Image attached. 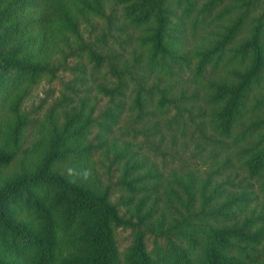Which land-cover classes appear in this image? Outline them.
<instances>
[{
	"label": "trees",
	"instance_id": "obj_1",
	"mask_svg": "<svg viewBox=\"0 0 264 264\" xmlns=\"http://www.w3.org/2000/svg\"><path fill=\"white\" fill-rule=\"evenodd\" d=\"M122 1L136 28L154 26L148 40L152 65L162 68L176 45L170 41L171 7L185 6L184 13L190 15L196 0ZM225 1L211 0L206 10ZM259 3L244 4V12L227 26L222 40L198 54L193 80L208 93L210 130L243 146V160L253 175L264 169V119L259 116L264 111V10L254 17ZM104 4L105 0H0V169L18 159L38 157L34 167L22 168L0 187V264H264V230L254 220L241 221L245 200L238 197L213 206L212 196L203 197L197 210L191 196L187 214L157 230L152 248L141 233L124 254L120 252L116 232L126 222L112 203L111 191L86 177L99 149L91 137L94 130L106 132L116 125L112 111L96 118L82 105L63 121L53 112L42 127L41 142L25 148L27 132L39 125L21 110L26 89L55 71L11 40L48 29L75 34L81 17L103 16ZM246 31L248 40L233 48ZM90 52L99 65L105 62ZM220 66L234 68L229 72L233 81L205 84V71ZM110 68L119 85L104 93L114 100L122 95L129 74L114 65ZM159 97L158 107L168 109L166 93ZM146 99L147 93L140 89L137 105L143 107ZM168 125L181 126L176 119ZM197 133L211 147L225 145Z\"/></svg>",
	"mask_w": 264,
	"mask_h": 264
},
{
	"label": "rangeland",
	"instance_id": "obj_2",
	"mask_svg": "<svg viewBox=\"0 0 264 264\" xmlns=\"http://www.w3.org/2000/svg\"><path fill=\"white\" fill-rule=\"evenodd\" d=\"M210 1L196 0L190 15L184 13L185 6L172 5L169 33L176 45L162 68L152 65L153 48L148 40L154 26L136 28L127 19L122 0H105L102 17H81L75 34L48 29L11 40V44H21L34 61L55 71L26 89L21 110L39 125L27 132L25 148L41 142L42 127L53 112L60 121L82 105L96 118L111 111L117 115L116 125L108 131L94 130L91 141L99 149L86 177L111 191L112 203L126 222L116 232L123 254L141 233L152 248L157 230L169 228L181 214H187L191 196L197 210L203 197L212 196V206L228 197L242 198L241 221L254 220L264 230V169L253 175L243 160V146L214 135L209 128L208 93L193 83L198 54L214 48L227 26L244 12V4L252 0H226L213 11L206 10ZM259 1L255 18L264 10V0ZM248 38L246 31L233 48ZM91 50L105 59L102 65ZM110 65L129 74L122 95L114 100L104 93L119 85ZM233 70L210 67L202 80L205 84L231 83L229 72ZM140 89L147 93L143 107L136 102ZM160 92L170 101L164 111L158 107ZM259 116L264 119V111ZM175 119L181 124L178 128L168 125ZM197 131L225 145L211 147ZM37 158L18 159L0 169V187L22 168L34 167Z\"/></svg>",
	"mask_w": 264,
	"mask_h": 264
},
{
	"label": "clouds",
	"instance_id": "obj_3",
	"mask_svg": "<svg viewBox=\"0 0 264 264\" xmlns=\"http://www.w3.org/2000/svg\"><path fill=\"white\" fill-rule=\"evenodd\" d=\"M70 174H71V170H70ZM74 182V181H73Z\"/></svg>",
	"mask_w": 264,
	"mask_h": 264
}]
</instances>
